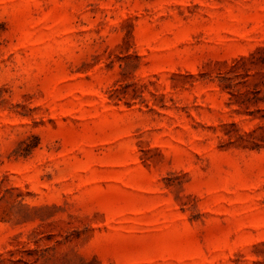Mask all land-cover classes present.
Returning <instances> with one entry per match:
<instances>
[{"label":"rangeland","instance_id":"1","mask_svg":"<svg viewBox=\"0 0 264 264\" xmlns=\"http://www.w3.org/2000/svg\"><path fill=\"white\" fill-rule=\"evenodd\" d=\"M263 83L264 0H0V264H264Z\"/></svg>","mask_w":264,"mask_h":264},{"label":"trees","instance_id":"2","mask_svg":"<svg viewBox=\"0 0 264 264\" xmlns=\"http://www.w3.org/2000/svg\"><path fill=\"white\" fill-rule=\"evenodd\" d=\"M242 60H244V58H242ZM264 86V83L262 84ZM255 97H254V100L255 102H264V97L263 98H260L258 95L261 93L260 90L258 89H255Z\"/></svg>","mask_w":264,"mask_h":264}]
</instances>
